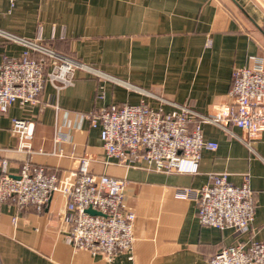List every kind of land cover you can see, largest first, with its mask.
<instances>
[{
	"label": "crops",
	"instance_id": "1",
	"mask_svg": "<svg viewBox=\"0 0 264 264\" xmlns=\"http://www.w3.org/2000/svg\"><path fill=\"white\" fill-rule=\"evenodd\" d=\"M0 30L41 36L60 53L207 115L233 101L235 68L264 66V0H0ZM24 49L0 32V63ZM142 100L158 105L151 95L77 70L63 90L47 82L32 106L0 110V159L9 161L12 174L24 163L69 172L87 156L93 173L127 181L126 206L136 214L133 250L110 255L70 241L63 193L55 192L41 211L6 202L0 264H208L225 246L264 241V128L249 132L231 125L232 135L203 123L205 137L218 148L204 149L198 166L186 163L181 173L143 161L121 163L107 154L89 114ZM14 117L34 122L29 141L12 130ZM221 172L237 185L250 175L255 216L242 235L201 224L196 204L178 193L185 186L201 188Z\"/></svg>",
	"mask_w": 264,
	"mask_h": 264
},
{
	"label": "built area",
	"instance_id": "2",
	"mask_svg": "<svg viewBox=\"0 0 264 264\" xmlns=\"http://www.w3.org/2000/svg\"><path fill=\"white\" fill-rule=\"evenodd\" d=\"M10 2L14 5L16 0ZM0 32L25 46L20 56L5 57L0 63V110L7 111L14 103L32 106L38 102L47 82L58 92L63 90L75 81L77 70H86L102 81L121 83L157 100L156 106L145 100L135 104L112 103L89 114L91 125L100 128L107 154L121 163L143 161L158 171L181 173L186 163L198 166L204 149L218 148L216 141L205 137L203 123L215 124L232 135L235 133L231 125L249 132L264 128V66L235 68L230 91L233 101L207 115L60 53L43 44L41 36L32 40ZM34 52L42 56L36 58ZM12 130L20 139L29 141L34 122L14 117ZM18 167L19 171L12 174L9 161L0 159V222L2 205L6 202L20 208L34 205L41 211L55 192H61L69 200L66 213L69 239L77 248L110 255L133 250L136 214L126 206L125 179L93 173L87 156L79 159L74 170L64 173L46 172L45 168H34L29 163ZM178 193L196 204L201 224L232 228L237 235L249 231L255 216L249 174L237 185L230 181L228 172L216 173L201 188L185 186L178 188ZM89 208L100 214L88 212ZM208 264H264V241H239L225 246Z\"/></svg>",
	"mask_w": 264,
	"mask_h": 264
},
{
	"label": "water",
	"instance_id": "3",
	"mask_svg": "<svg viewBox=\"0 0 264 264\" xmlns=\"http://www.w3.org/2000/svg\"><path fill=\"white\" fill-rule=\"evenodd\" d=\"M88 212H90V213H96V214H100V212L99 211H97V210H93L92 208H89L88 209Z\"/></svg>",
	"mask_w": 264,
	"mask_h": 264
},
{
	"label": "trees",
	"instance_id": "4",
	"mask_svg": "<svg viewBox=\"0 0 264 264\" xmlns=\"http://www.w3.org/2000/svg\"><path fill=\"white\" fill-rule=\"evenodd\" d=\"M33 56L36 57V58H39L40 56H42L41 53H38V52H34L33 53Z\"/></svg>",
	"mask_w": 264,
	"mask_h": 264
},
{
	"label": "rangeland",
	"instance_id": "5",
	"mask_svg": "<svg viewBox=\"0 0 264 264\" xmlns=\"http://www.w3.org/2000/svg\"><path fill=\"white\" fill-rule=\"evenodd\" d=\"M124 253H129V252H124Z\"/></svg>",
	"mask_w": 264,
	"mask_h": 264
}]
</instances>
